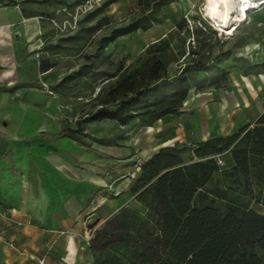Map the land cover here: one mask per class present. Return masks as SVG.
<instances>
[{"label":"rangeland","instance_id":"rangeland-1","mask_svg":"<svg viewBox=\"0 0 264 264\" xmlns=\"http://www.w3.org/2000/svg\"><path fill=\"white\" fill-rule=\"evenodd\" d=\"M137 1L2 0L1 5H17L27 18L26 22L30 23L31 19L37 34L32 45L16 43L15 34L0 27V169L19 176L12 159L15 146L11 147L9 140L22 142L26 133L15 135L10 132V125H28L26 132L36 125L44 128L76 127L78 119L88 117L100 105L113 79L125 69L145 66L154 44L165 36L169 48L175 52V60L167 66L169 75L177 73L187 62L200 60L215 64L207 72H197L202 77L204 75L206 81L202 88L191 87L188 90L180 108L179 113H183L185 125L189 126L186 138L179 134L169 140L162 139L166 140L164 146H173L174 151L180 154L182 164L212 157L216 159L218 169L199 188L198 191L204 195H196L195 204L211 201L224 210L233 201L241 209L251 208L264 214V204L260 200L263 197L260 191L262 183L251 176L246 184L245 178L240 176L236 179V176L228 174L232 166L231 148L236 141L220 152L199 155L224 143L217 141L201 145V141L225 137L243 125H253L264 110V4L251 5L246 10L247 19L228 34L205 16L204 0H171L162 6L165 16L162 22L153 23L146 30L138 28L118 36L109 45L107 43L108 47H102L101 37L127 23L137 10ZM179 23L181 26L178 28ZM84 66L89 67L88 74H83ZM120 67V71L111 76ZM19 87H28L29 90L17 92L21 91L17 90ZM51 96L55 97L54 102H49ZM51 103L53 106H48ZM211 116L217 119L213 118V121L219 124V133L212 131ZM80 121H83V128L73 134H81L77 139L85 150L91 145L100 147L108 142L113 144L112 147L109 145L108 151L117 155L128 133V146H124L128 157L124 152L123 160L115 158L114 165L118 167L116 163H128L130 174H135L144 158L148 159L159 149L154 151L161 140V129L144 128L142 120L128 123L124 130L109 118ZM71 151L83 158L91 156L87 150L73 148ZM211 189L223 190L225 194L215 196L209 192ZM0 202V264L8 263L3 258L10 256L14 259L13 264H29L26 256L28 246L16 238L15 230L10 228L13 224L21 227L24 222L11 219L10 214H5L7 202ZM127 209L129 213L135 210L141 215L146 210L139 204H131ZM107 220L102 221L96 212L84 214L83 219L79 217V224L72 233L75 235L76 264H94L90 242L96 230ZM57 239L53 238L37 259L44 258L46 264L50 251L57 249L54 253L59 257L50 255L56 264L58 261L64 264L71 261L72 252L67 254L63 246L56 245ZM257 251L264 262V251Z\"/></svg>","mask_w":264,"mask_h":264},{"label":"trees","instance_id":"trees-1","mask_svg":"<svg viewBox=\"0 0 264 264\" xmlns=\"http://www.w3.org/2000/svg\"><path fill=\"white\" fill-rule=\"evenodd\" d=\"M170 1L138 0L131 19L101 37V46L135 29L146 30L162 22V6ZM180 26L179 23L177 27ZM156 42L145 66L121 71L88 117L78 119L76 127L63 126L56 135L81 130L80 120L109 118L125 125L138 119L147 126L164 115L179 113L188 90L200 89L206 81L197 72H207L215 64L187 62L169 75L167 66L175 60V52L169 48L167 37ZM82 72L88 74L89 67L84 66ZM217 141L224 143L199 155L220 152L236 141L231 148L228 174L245 178L246 184L251 176L262 183L260 200L264 204V110L253 125H243L231 135L210 137L200 143ZM216 162L212 157L182 164L173 146H163L153 153L141 164L131 187L139 205L146 208L144 215L135 210L129 213L127 206L96 230L90 242L94 264H264L257 251H264V214L241 209L233 201L224 210L211 201L195 204L196 195H204L199 188L218 169ZM209 192L221 197L225 194L220 189Z\"/></svg>","mask_w":264,"mask_h":264},{"label":"crops","instance_id":"crops-1","mask_svg":"<svg viewBox=\"0 0 264 264\" xmlns=\"http://www.w3.org/2000/svg\"><path fill=\"white\" fill-rule=\"evenodd\" d=\"M26 21L27 18L17 5L5 6L0 3V27L15 34L16 43L32 45L37 31L31 19L30 23ZM17 90L27 92L29 89L19 87ZM53 98L55 97L51 96L49 102H54ZM51 105L53 106V103L48 106ZM183 117V113L167 114L152 125L143 127H159L161 140H169L179 134L186 138L189 131L186 129L189 126L185 125ZM213 118L216 119L214 116L209 119L213 125L212 131L219 133V124L215 122L217 119L213 121ZM41 126L43 125H36L33 130L26 132L28 125H10L11 133L16 135L23 132L26 135L19 143L15 139L9 140L11 147L15 146L12 159L19 176H12L11 173L0 169V200L7 202L5 214H10L11 219H21L24 222L21 227L13 224L10 228L15 230L14 236L28 246L26 256L29 264H36L37 258L43 255L50 241L56 237L59 238L56 245L63 246L67 254L72 252L69 257L71 261H66V264H76L75 235L72 233H75L79 224V217L82 216L83 219L84 214L96 212L100 219L105 221L120 209L139 204L131 187L140 167L134 171L135 174H130L128 163H116L118 167L114 165L115 158L121 157V161L123 160L124 152L128 157L124 149V146H128L127 132L117 155H114V151H108L109 145L112 147L113 144L107 142L100 147H97L98 144L89 146L86 150L91 156L86 159L80 154L70 153L73 148L86 151L77 139L81 134L56 135L65 125L52 128ZM120 127L124 130L128 128V124ZM161 140L154 147V151L166 144V140ZM145 160L146 157L143 161ZM62 232L65 234H61ZM54 250L50 251L46 264H56V260L50 257H59L54 253L57 249ZM3 259L8 262L5 264H13L14 259L11 256ZM58 264L64 263L58 261Z\"/></svg>","mask_w":264,"mask_h":264},{"label":"bare ground","instance_id":"bare-ground-1","mask_svg":"<svg viewBox=\"0 0 264 264\" xmlns=\"http://www.w3.org/2000/svg\"><path fill=\"white\" fill-rule=\"evenodd\" d=\"M258 3L264 4V0H204V14L221 30L231 34L247 19L246 8Z\"/></svg>","mask_w":264,"mask_h":264},{"label":"built area","instance_id":"built-area-1","mask_svg":"<svg viewBox=\"0 0 264 264\" xmlns=\"http://www.w3.org/2000/svg\"><path fill=\"white\" fill-rule=\"evenodd\" d=\"M38 264H44V258L37 259Z\"/></svg>","mask_w":264,"mask_h":264}]
</instances>
